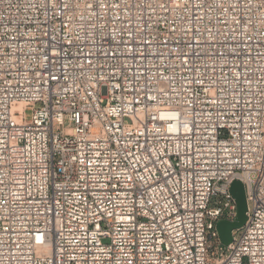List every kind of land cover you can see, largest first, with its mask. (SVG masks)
Returning <instances> with one entry per match:
<instances>
[{
  "label": "built area",
  "instance_id": "built-area-1",
  "mask_svg": "<svg viewBox=\"0 0 264 264\" xmlns=\"http://www.w3.org/2000/svg\"><path fill=\"white\" fill-rule=\"evenodd\" d=\"M0 264H264V0H0Z\"/></svg>",
  "mask_w": 264,
  "mask_h": 264
},
{
  "label": "water",
  "instance_id": "water-1",
  "mask_svg": "<svg viewBox=\"0 0 264 264\" xmlns=\"http://www.w3.org/2000/svg\"><path fill=\"white\" fill-rule=\"evenodd\" d=\"M231 193L237 202V217L234 221L221 220L217 225L221 241L225 246L233 242V231L243 227L247 221L248 203L243 182L235 180L231 186Z\"/></svg>",
  "mask_w": 264,
  "mask_h": 264
}]
</instances>
